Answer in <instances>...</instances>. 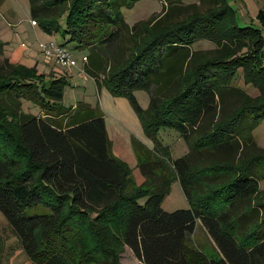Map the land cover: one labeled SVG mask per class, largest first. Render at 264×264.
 Returning <instances> with one entry per match:
<instances>
[{
  "label": "trees",
  "instance_id": "1",
  "mask_svg": "<svg viewBox=\"0 0 264 264\" xmlns=\"http://www.w3.org/2000/svg\"><path fill=\"white\" fill-rule=\"evenodd\" d=\"M135 1L28 0L31 18L44 31L88 48L85 71L102 73L109 91L128 99L155 144L150 149L134 141L143 181L136 185L126 164L109 154L97 108L62 103L64 77L42 82L32 69L3 57L0 213L34 264H121L124 246L142 264H264V202H252L264 177V148L252 135L264 100L249 103L240 95L230 113L223 102L228 91L237 90L230 81L238 68L264 92V5L256 14L261 27L240 25L227 0H198L212 6L175 21L152 15L129 26L121 8ZM139 28L148 31L145 38ZM123 33L133 42L116 52ZM200 39L224 46L211 56L191 50ZM1 49L0 41V54ZM97 52L111 59L108 72L94 58ZM136 89L148 92L146 108ZM20 98L36 104L40 114L25 112ZM161 128L176 129L188 151L171 158L156 139ZM203 157L211 162L201 165ZM197 172L213 184L202 197L193 196L201 187L192 177ZM174 178L189 206L165 211L161 202ZM36 205L50 212L27 215ZM197 220L218 258L185 247ZM193 256L198 260L192 262Z\"/></svg>",
  "mask_w": 264,
  "mask_h": 264
},
{
  "label": "rangeland",
  "instance_id": "2",
  "mask_svg": "<svg viewBox=\"0 0 264 264\" xmlns=\"http://www.w3.org/2000/svg\"><path fill=\"white\" fill-rule=\"evenodd\" d=\"M227 2L240 25L252 24L256 27H261V21L256 17V14L263 7L264 0H227ZM211 6L212 2L208 4L198 0H176L172 4L165 2V0H137L129 6H123L121 13L124 21L129 26H132L134 23L149 19L152 15H156L155 17L158 19L166 17V20L175 21L195 11L202 14ZM31 19L28 0H0V41L2 42L0 63H2L3 57H6L13 64L32 69L42 82L64 77L62 103L67 107L79 103H87L93 108H97L101 116H103L110 140L109 154L126 164L130 169V174L135 184L139 185L143 181V176L138 166L134 141H139L150 149H153L155 144L145 134L144 127L133 111L128 99L125 96L112 94L103 82L102 73L97 74L95 77L85 71V64L87 65V63H85L84 59L90 53L88 48L74 47L72 43L63 39L58 31H44L38 22L35 21L36 24H31ZM138 32L141 35L145 34L142 38L148 35V31H142L141 28H139ZM128 35L123 33L115 49L116 52L120 47L123 46L124 48L133 42ZM50 42L65 50H69L72 58L76 61V65H63L54 56H46L41 49L40 43L48 44ZM216 46L221 50L224 44L218 43L216 45L213 41L200 39L193 44L191 50L210 55ZM97 53L99 59L95 56L94 58L97 61L100 60L103 70L108 72L111 59H108L101 52ZM114 53H108L107 55L113 56ZM260 65L264 69L262 63ZM96 79L98 80L97 82ZM230 84L235 87V90L237 89L240 92L237 90L235 92L228 91V94L224 95L223 102L227 113H230L232 109L240 105V95L241 97L249 98V103L255 101V99H258L256 101L264 100V92L261 94L259 88L250 81L249 73L242 71L241 68L236 70ZM133 94L139 105L142 108H146L149 102L148 92L143 89H136ZM20 101L21 107L25 112L35 115L40 114L38 106L33 102L23 98H20ZM219 116H216L214 121L220 119ZM210 126L211 124L208 122L205 128ZM252 135L257 145L264 148V115L260 117L258 124L253 128ZM156 139L168 148L170 157L173 159L182 156L188 151L184 139L174 128L159 129L156 133ZM226 156L224 155V157ZM198 160L201 165L211 162L208 157ZM199 168L197 166L194 167L192 172ZM192 177L195 180V185H201V187L193 190L194 197H202L203 191H207L213 185L209 181L204 182L205 178L202 180V176L198 172ZM140 201L142 202V200ZM252 202H264V177L259 180ZM188 206V200L182 191L180 183L174 178L170 183L168 194L162 199L161 208L165 211H173L187 208ZM49 212V209L43 205H36L26 209L27 215ZM184 244L189 251L207 258H218L219 256L215 243L199 220H197L194 231L187 237ZM79 255V249L76 248V257L78 258ZM193 257L191 259L192 262L198 260L196 256ZM119 261L121 264H142L126 246L123 247ZM0 264H34L25 254L19 238L13 232L9 222L2 213H0ZM82 264L94 263L87 261Z\"/></svg>",
  "mask_w": 264,
  "mask_h": 264
},
{
  "label": "built area",
  "instance_id": "3",
  "mask_svg": "<svg viewBox=\"0 0 264 264\" xmlns=\"http://www.w3.org/2000/svg\"><path fill=\"white\" fill-rule=\"evenodd\" d=\"M31 24H36L35 20L31 19ZM41 49L45 52L46 56H54L56 60L63 65H76V61L72 58L69 50H65L60 46L50 42L48 44L40 43ZM86 61V57L84 59ZM262 66H264V56L261 59Z\"/></svg>",
  "mask_w": 264,
  "mask_h": 264
}]
</instances>
